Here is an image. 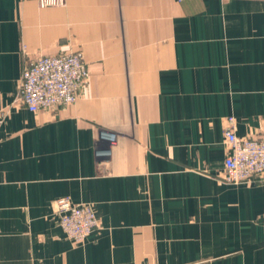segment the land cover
<instances>
[{"label":"crops","instance_id":"0c3cea01","mask_svg":"<svg viewBox=\"0 0 264 264\" xmlns=\"http://www.w3.org/2000/svg\"><path fill=\"white\" fill-rule=\"evenodd\" d=\"M77 51V102L29 111L25 62ZM0 110V264H264V185L224 168L232 124L264 141V0H0Z\"/></svg>","mask_w":264,"mask_h":264},{"label":"built area","instance_id":"2783aa9c","mask_svg":"<svg viewBox=\"0 0 264 264\" xmlns=\"http://www.w3.org/2000/svg\"><path fill=\"white\" fill-rule=\"evenodd\" d=\"M39 4L42 8L62 6L65 0H39ZM88 77L89 70L80 51L29 59L22 71L19 101L33 113L56 111L77 102ZM4 122L5 113L0 110V129ZM225 139V182L249 183L259 178L264 185V141L239 138L233 124L226 129ZM56 215L68 239L77 245L85 243L99 228L89 204L75 205L68 198H61L56 201Z\"/></svg>","mask_w":264,"mask_h":264}]
</instances>
